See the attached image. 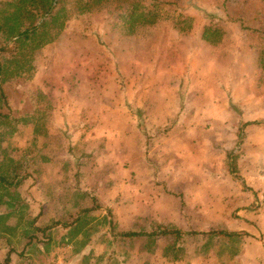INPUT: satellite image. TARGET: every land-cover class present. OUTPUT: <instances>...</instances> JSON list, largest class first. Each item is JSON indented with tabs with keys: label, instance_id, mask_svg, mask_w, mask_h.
<instances>
[{
	"label": "rangeland",
	"instance_id": "1",
	"mask_svg": "<svg viewBox=\"0 0 264 264\" xmlns=\"http://www.w3.org/2000/svg\"><path fill=\"white\" fill-rule=\"evenodd\" d=\"M159 1L171 15L133 35L112 5L74 13L31 73L7 72L0 264L10 249L11 264H264L263 131L240 121L232 141L213 115L198 123L160 113L155 93L189 67L212 68L208 85L233 67L254 99L248 108L259 109L264 0ZM7 57L0 52L4 67ZM124 93L146 113L138 124ZM180 118L191 132L177 131ZM164 228L206 233L123 235ZM221 230L247 234L210 233Z\"/></svg>",
	"mask_w": 264,
	"mask_h": 264
},
{
	"label": "trees",
	"instance_id": "2",
	"mask_svg": "<svg viewBox=\"0 0 264 264\" xmlns=\"http://www.w3.org/2000/svg\"><path fill=\"white\" fill-rule=\"evenodd\" d=\"M109 5L120 11V17L128 35L135 34L141 25H151L160 18L171 15L170 11L164 7V3L159 0H153L148 4L144 0H76L70 8L63 3V0H1L0 36L4 41L0 42V52L8 54V65L4 67L0 60V93L5 96L4 81L10 74L21 76L33 71L34 60L39 50L63 35L65 23L74 13L92 12ZM45 16L47 17L44 20ZM204 37L209 40L207 33H204ZM8 41H11V44L8 45ZM7 72L10 73L8 76H6ZM212 232L228 237L247 234L244 231L221 230L210 233ZM200 233L206 232L164 228L152 233L125 232L123 235H155L164 239L174 236L181 239ZM14 252V249L8 251L3 264H11Z\"/></svg>",
	"mask_w": 264,
	"mask_h": 264
},
{
	"label": "crops",
	"instance_id": "3",
	"mask_svg": "<svg viewBox=\"0 0 264 264\" xmlns=\"http://www.w3.org/2000/svg\"><path fill=\"white\" fill-rule=\"evenodd\" d=\"M194 50L197 51V55L200 58L199 53L202 52L201 46L196 45ZM215 63L214 61L212 62L214 65ZM194 65L198 67V63H194ZM221 66L219 65V67ZM212 70V68L210 70L204 67L203 69L198 68V74L196 72L193 73L191 70L190 75L189 67L186 71L189 73L188 76L180 80L176 79L178 81L168 82L166 85H169V88L167 86L162 87L158 92H155L162 106L157 110L161 113L163 112V106H166L167 115H175L176 118L190 116L192 120H196L198 123H201L203 119L207 120V117L213 115L218 125L216 132H219L220 136L223 135L221 132L225 134L230 132L228 136L232 141L236 138L235 132L240 121H243L247 123L246 130L257 129L263 131L260 139L264 142V103L262 99L258 101L260 104L259 109L252 110L248 108V105L254 103V99L250 97V91L247 85H245V81L242 84L235 77L233 67L227 69L229 71L227 77H218L220 79L208 85L206 82L207 74L212 72ZM123 96L125 98L126 109L136 118L134 122L138 124V121L143 117L142 115L146 113L140 112L141 109H139L137 103L129 102L126 93ZM144 104L145 102L140 105ZM242 109L244 112L240 111ZM179 121L181 124L176 125L180 128L177 131L191 132L190 129L193 127L183 126L182 118ZM120 137H127V133L121 131ZM166 138V136L162 137L164 140ZM250 138L251 134L248 133V139ZM165 141L167 142V140Z\"/></svg>",
	"mask_w": 264,
	"mask_h": 264
}]
</instances>
